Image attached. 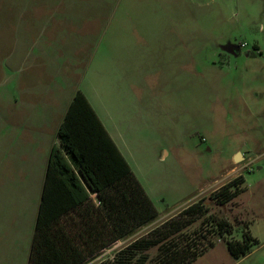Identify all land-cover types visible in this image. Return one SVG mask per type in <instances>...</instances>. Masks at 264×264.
Listing matches in <instances>:
<instances>
[{
	"label": "rangeland",
	"instance_id": "1",
	"mask_svg": "<svg viewBox=\"0 0 264 264\" xmlns=\"http://www.w3.org/2000/svg\"><path fill=\"white\" fill-rule=\"evenodd\" d=\"M100 1L79 10L83 18L69 24L68 35L78 40L54 42V61H68L61 68L75 71L77 79L87 74L83 85L90 99L93 55L102 67L116 66L111 82L143 80L150 88L148 104L152 95L160 99L157 114H146L133 89L127 111L119 114L131 164L159 220L195 203L230 227L190 264H264V0ZM74 47L79 55L71 54ZM68 77L52 74L53 86L66 88ZM1 90L0 113L13 107L4 105ZM117 93L105 95L107 109L113 110ZM43 98L48 106L52 96ZM4 152L0 148V198L18 188L7 176L12 147ZM228 190L235 197L220 204ZM7 208L17 218L31 211L22 201ZM246 234L258 243L235 258L226 242Z\"/></svg>",
	"mask_w": 264,
	"mask_h": 264
},
{
	"label": "trees",
	"instance_id": "2",
	"mask_svg": "<svg viewBox=\"0 0 264 264\" xmlns=\"http://www.w3.org/2000/svg\"><path fill=\"white\" fill-rule=\"evenodd\" d=\"M57 136L27 264H190L214 247L215 234L230 231L226 219L206 215L205 207L191 203L133 236L157 217V209L79 90ZM52 191L60 198H51ZM89 193L97 194L99 206L94 207ZM235 195V190H228L219 203ZM128 237L110 257L98 258L104 248ZM257 243L246 234L244 240H228L226 246L241 258Z\"/></svg>",
	"mask_w": 264,
	"mask_h": 264
},
{
	"label": "crops",
	"instance_id": "3",
	"mask_svg": "<svg viewBox=\"0 0 264 264\" xmlns=\"http://www.w3.org/2000/svg\"><path fill=\"white\" fill-rule=\"evenodd\" d=\"M97 4H101V1L89 0L85 3L84 0H0L1 100L4 105L10 102L13 105L11 109L3 108L0 113V148L7 152L12 147V155L6 168L7 176L18 187L7 193L5 198H0V264L28 262L49 153L53 145L59 144L57 131L77 90L85 96L136 176L130 161L132 152L126 140V132L121 131L119 114L127 111L125 101L133 89L137 91L135 102L139 110L146 114L150 111L157 114L160 110V99L152 95L151 105L148 104L150 88L143 80L135 84L111 82L115 65L102 67L100 56L97 55L92 58L90 99L84 88L85 84L83 85L87 74L84 73L77 79L75 71L61 68L68 67V61L53 59L54 42L79 39L67 33L70 23L77 24L83 18L79 10L85 7L95 8ZM77 49L74 47L71 54L79 55L76 54ZM62 72L69 73L64 89L52 84V74ZM112 89L113 92H118L116 98L112 99L113 110L107 109L104 100L105 95H110ZM47 94L52 96L48 106L43 100ZM39 104L45 106V112H37ZM2 194L0 191V197H3ZM146 194L148 195L147 192ZM60 196L55 191L50 194L53 199H59ZM89 198L94 207L100 205L96 193H89ZM13 201H22L24 207L30 208L29 216L23 214L21 218H17L15 210L7 208L8 203ZM72 215L76 217L75 213ZM159 219L158 214L153 221L136 229L133 236L142 234L161 222ZM21 236L22 243L17 242L16 238L20 239ZM131 237L114 242L100 253L109 250L107 256L110 257L113 250ZM117 244L121 245L112 250Z\"/></svg>",
	"mask_w": 264,
	"mask_h": 264
},
{
	"label": "water",
	"instance_id": "4",
	"mask_svg": "<svg viewBox=\"0 0 264 264\" xmlns=\"http://www.w3.org/2000/svg\"><path fill=\"white\" fill-rule=\"evenodd\" d=\"M241 158V154L240 153H237L236 155H235V160H239Z\"/></svg>",
	"mask_w": 264,
	"mask_h": 264
}]
</instances>
